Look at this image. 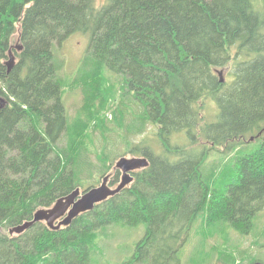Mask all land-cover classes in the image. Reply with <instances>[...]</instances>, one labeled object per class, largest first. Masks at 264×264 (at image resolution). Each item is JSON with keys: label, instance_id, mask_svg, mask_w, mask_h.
<instances>
[{"label": "trees", "instance_id": "trees-1", "mask_svg": "<svg viewBox=\"0 0 264 264\" xmlns=\"http://www.w3.org/2000/svg\"><path fill=\"white\" fill-rule=\"evenodd\" d=\"M80 35L88 50L67 83L60 50ZM0 84V264H98L97 240L116 226L145 228L125 264H183L195 237L208 264L209 238L247 234L264 211V0H0ZM72 84L85 98L73 126ZM113 132L148 168L68 226L11 236L95 172L110 176Z\"/></svg>", "mask_w": 264, "mask_h": 264}, {"label": "rangeland", "instance_id": "rangeland-1", "mask_svg": "<svg viewBox=\"0 0 264 264\" xmlns=\"http://www.w3.org/2000/svg\"><path fill=\"white\" fill-rule=\"evenodd\" d=\"M18 45V44H14ZM88 50V38L85 36H74L71 39L69 38L63 48L60 50V59L63 61L62 67V77L67 83H71L78 74L80 63L83 58V55ZM8 59L7 61H9ZM226 76V73H225ZM1 87V84H0ZM64 102L67 111L68 120L71 126L74 124V120L78 117L79 113L83 110V106L85 104V98L81 87L69 86L64 91ZM13 100V99H11ZM211 101L208 103V107L211 105ZM211 110L212 116L217 115L218 108L216 109L214 106H210L207 109V115ZM109 120L112 121L111 113H108ZM215 122V121H213ZM91 132V130H90ZM108 137L111 140L118 139L120 141L116 146H110L114 153L117 155V159L112 162L111 170L108 173L112 178L108 179V186L113 189L118 186V184L122 180V173L119 170H116V164L121 158L133 159V158H141L133 156L132 154H127L125 149L124 141L117 135L116 133H111ZM95 145L99 148L102 145L103 139L100 133H96L94 136ZM67 144V137L63 138L58 144L59 148L64 147ZM256 147V143H252L250 145H246V149L249 151L253 150ZM92 148V147H91ZM94 149V148H93ZM245 153V152H244ZM217 152H211L210 156L207 160V163L212 164L214 160H217ZM229 158H227L223 165L219 168L220 173L222 175V181L227 183L230 179H232L233 171L232 168L227 164ZM93 162L95 165L101 167V162H98L95 158H93ZM231 165V164H230ZM119 173V182L113 184L114 177ZM105 175H101L98 172H95L91 177L90 182L84 183V186L81 188V191H85L84 188L90 187H100L104 181ZM115 226V225H113ZM112 227V226H111ZM199 228V224L197 227ZM144 227L139 226L137 228H129V227H112L107 230L109 233L103 240L98 239L97 243L99 244V249H96V253H94V258L97 259L98 264H125L128 263L129 260L133 256V251L135 249L136 244L139 242L141 237L144 234ZM205 234L208 236V233L200 232V236L205 237ZM14 237V236H13ZM200 237H195L193 240L191 239L185 249L182 251V260L183 264H206L205 261V253L198 255L195 253L199 249L200 245ZM210 247L217 249L218 253L223 255H229L230 252L234 254L235 257L238 258L237 264H252V260L257 259L264 263V211L261 212L255 220L253 227L247 233H240L233 229H228L227 233L223 236L215 235L213 238L208 239ZM218 246V247H217ZM210 247L207 246V250L210 251ZM227 250H226V249ZM230 251V252H229ZM215 253L213 260H211L208 264H224L219 260V254ZM183 256H188L189 259L193 258L194 261L189 263L184 259Z\"/></svg>", "mask_w": 264, "mask_h": 264}, {"label": "water", "instance_id": "water-1", "mask_svg": "<svg viewBox=\"0 0 264 264\" xmlns=\"http://www.w3.org/2000/svg\"><path fill=\"white\" fill-rule=\"evenodd\" d=\"M21 51V47L18 48ZM16 57L13 53H10V61L7 62L9 69H12L15 65ZM221 83H224L223 72H218ZM0 103H3V99L0 98ZM253 141V139H252ZM149 162L146 158H121L116 164V170L122 172V180L118 188L112 190L108 186V179L106 177L103 184L98 188H93L84 193H81L80 189L70 194L67 197L59 199L56 204L50 209L39 210L32 221L27 222L21 226L10 229V234H21L35 224L40 222H46L48 227L52 229H59L61 226L70 225L80 214L91 211L96 203L103 202L109 197H114L122 192L128 185L132 184L134 177L131 175L135 171L148 168ZM60 221L57 225L56 222ZM254 264H263L257 262Z\"/></svg>", "mask_w": 264, "mask_h": 264}, {"label": "flooded vegetation", "instance_id": "flooded-vegetation-1", "mask_svg": "<svg viewBox=\"0 0 264 264\" xmlns=\"http://www.w3.org/2000/svg\"><path fill=\"white\" fill-rule=\"evenodd\" d=\"M135 174V173H134ZM132 176H133V173H132Z\"/></svg>", "mask_w": 264, "mask_h": 264}]
</instances>
